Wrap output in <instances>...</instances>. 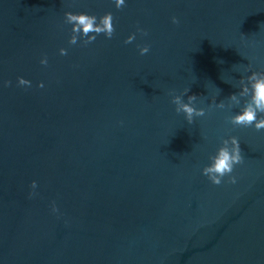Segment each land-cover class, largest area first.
<instances>
[{"label": "water", "instance_id": "95a60500", "mask_svg": "<svg viewBox=\"0 0 264 264\" xmlns=\"http://www.w3.org/2000/svg\"><path fill=\"white\" fill-rule=\"evenodd\" d=\"M65 11L111 12V39L68 44ZM248 63L264 0H0V264H264V129L209 106ZM226 135L244 159L213 185L200 169Z\"/></svg>", "mask_w": 264, "mask_h": 264}, {"label": "clouds", "instance_id": "9594fccd", "mask_svg": "<svg viewBox=\"0 0 264 264\" xmlns=\"http://www.w3.org/2000/svg\"><path fill=\"white\" fill-rule=\"evenodd\" d=\"M112 4L116 9H120L126 4V0H112ZM64 23L70 25V35L68 36V44L74 45L78 38L83 44L91 43L96 39V36L103 34L105 38L111 39L114 27L113 16L111 12H105L102 15L90 14L88 12L79 11H65L63 13ZM172 22L176 23V17H172ZM138 32L146 35L142 29H137ZM135 38V33L129 34L124 43L128 44ZM60 55L66 54V49L59 48ZM140 55H144L149 51L147 45L138 46ZM40 64L46 65L47 59L41 57ZM240 78L238 80L229 81L237 91L229 94L224 100L216 101L215 95L209 100V106H214L217 109L225 110L228 114L225 119L226 122L234 127H251L255 130L264 129V66L253 69L248 63L244 66ZM5 85L9 82L4 81ZM16 83L20 86H30L31 82L22 76L16 78ZM43 82H38L37 87H43ZM189 89L183 90L187 93ZM219 93L217 89L216 94ZM197 96L187 95L185 99L180 96L173 95L172 103L176 106L174 111L182 113L183 118L191 124L195 117H202L205 115L203 107L196 106ZM239 140L235 135L222 136L219 139L218 146L214 153L208 156V163L201 169V175L205 176L213 185H220L225 177L227 182L235 184L236 176L232 175L233 169L236 165L243 162ZM37 188L35 180L29 183V196L35 194L34 190ZM51 211L56 213L58 211L55 202L51 204Z\"/></svg>", "mask_w": 264, "mask_h": 264}]
</instances>
